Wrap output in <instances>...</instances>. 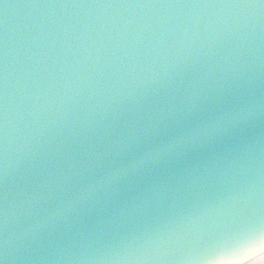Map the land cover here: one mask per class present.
<instances>
[{"label":"water","instance_id":"obj_1","mask_svg":"<svg viewBox=\"0 0 264 264\" xmlns=\"http://www.w3.org/2000/svg\"><path fill=\"white\" fill-rule=\"evenodd\" d=\"M188 57L199 59L205 70L214 69L208 84L242 71L251 91L245 88L206 104L153 138L150 143L161 151H167L170 136L198 143L134 178L119 198L101 197L90 210L76 214L73 233L58 240L59 246L47 243L41 219L63 197L42 190L41 183L62 181L54 169L47 177L38 176L36 162L69 131L79 132L93 117L105 116L126 98L146 91ZM249 103L255 111L241 121ZM249 145L255 148L251 163L244 155ZM0 165L7 172L6 202L0 185V206L8 217L6 264H54L61 256L75 261L147 227L154 210L129 208L125 214V203L136 191L150 193L154 183L180 179L185 171L213 166L232 182H261L264 7L169 0H0ZM232 215L228 209L202 227L227 223ZM38 229L44 246L25 239Z\"/></svg>","mask_w":264,"mask_h":264},{"label":"snow or ice","instance_id":"obj_2","mask_svg":"<svg viewBox=\"0 0 264 264\" xmlns=\"http://www.w3.org/2000/svg\"><path fill=\"white\" fill-rule=\"evenodd\" d=\"M156 3L159 0H147ZM178 4L223 7H264V0H169ZM211 68V66H209ZM214 69L205 70L196 57H188L153 86L126 98L105 116L93 117L79 132L69 131L36 162L38 176L47 177L53 169L61 183L41 188L56 192L63 199L41 219L47 228V243L57 245L74 230V217L100 202L122 195V187L166 162L175 151L198 143L184 136H170L161 151L150 141L194 115L206 104L220 102L247 88L242 71H233L208 84ZM199 80V87L195 82ZM255 111L245 106L240 120ZM222 126V125H221ZM251 163L255 148L244 153ZM262 180L232 182L213 166L185 171L181 178L152 185L150 193L138 190L124 206L133 212L154 210L148 226L137 228L114 242L104 244L94 254H83L75 261L62 256L54 264H264V165ZM0 185L7 199V172L0 165ZM78 185L75 190L72 186ZM162 204L158 209L155 206ZM233 210L224 224L202 227L206 219ZM8 217L0 206V264L8 259ZM59 230V231H58ZM39 229L26 240L44 246ZM259 258V259H257ZM42 264H46L43 261Z\"/></svg>","mask_w":264,"mask_h":264}]
</instances>
